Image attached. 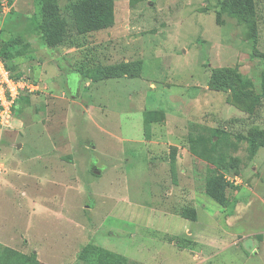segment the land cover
Segmentation results:
<instances>
[{
	"label": "rangeland",
	"instance_id": "rangeland-1",
	"mask_svg": "<svg viewBox=\"0 0 264 264\" xmlns=\"http://www.w3.org/2000/svg\"><path fill=\"white\" fill-rule=\"evenodd\" d=\"M53 1L66 31L50 45L42 0H0V47L21 34L30 50L5 60L36 87L0 130V264H94L98 245L124 264H264V140L251 154L237 137L264 130V0L254 38L224 0H112L86 32L77 0Z\"/></svg>",
	"mask_w": 264,
	"mask_h": 264
},
{
	"label": "trees",
	"instance_id": "trees-1",
	"mask_svg": "<svg viewBox=\"0 0 264 264\" xmlns=\"http://www.w3.org/2000/svg\"><path fill=\"white\" fill-rule=\"evenodd\" d=\"M111 6L112 0H77L71 7L76 30L78 32H86L109 26L112 22ZM220 9L228 10L235 15L244 13L248 18L251 19V36L253 38L256 36V24L254 20L255 5L253 0H224L221 3ZM40 20L41 21L39 23V29L42 30L41 33L46 43L55 45L61 43L65 39V19L60 18L59 7L53 0H42L40 6ZM27 47L28 44L21 34H17L11 37L1 45L0 56L5 61L6 66L10 70L11 68L8 66L5 60L6 57L25 54L30 51ZM253 53L261 57L264 63L263 52H260L257 48L254 47ZM95 70L96 73L101 74L103 77H112L120 73L129 72L128 65L126 64H120L118 66L115 65L109 68V70L103 69L102 67L95 68ZM129 74H132V71H130ZM14 111L15 107H13V112ZM237 137L239 139L246 140L249 145L251 154H255L259 142L264 140V130L253 128L246 134H239ZM205 193L218 204L223 205L226 202L225 183L222 175L215 173L208 176L205 183ZM184 217L190 220H195L196 213L194 210H191L190 213ZM173 239L176 240V242L180 243L183 241H187L184 240V238L175 237ZM91 247V244H86L84 248L79 252L78 257H85L88 253L87 250H89ZM91 260L94 264H124L126 257L98 245L94 247Z\"/></svg>",
	"mask_w": 264,
	"mask_h": 264
},
{
	"label": "built area",
	"instance_id": "built-area-1",
	"mask_svg": "<svg viewBox=\"0 0 264 264\" xmlns=\"http://www.w3.org/2000/svg\"><path fill=\"white\" fill-rule=\"evenodd\" d=\"M34 89L26 75L15 76L0 56V130L8 127L20 97Z\"/></svg>",
	"mask_w": 264,
	"mask_h": 264
},
{
	"label": "crops",
	"instance_id": "crops-1",
	"mask_svg": "<svg viewBox=\"0 0 264 264\" xmlns=\"http://www.w3.org/2000/svg\"><path fill=\"white\" fill-rule=\"evenodd\" d=\"M188 231H189V233H191V235H189V236H192L193 234H192V230H190L189 228H188ZM173 236H180L181 237V235H176V234H172ZM193 241H195V242H198V240L196 239V238H194L193 239ZM172 243H174L175 242V240H172L171 241ZM176 243V242H175ZM119 254V253H118ZM123 255V254H122Z\"/></svg>",
	"mask_w": 264,
	"mask_h": 264
}]
</instances>
